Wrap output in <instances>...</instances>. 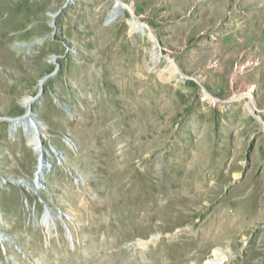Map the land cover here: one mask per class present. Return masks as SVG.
Returning <instances> with one entry per match:
<instances>
[{"label": "rangeland", "instance_id": "obj_1", "mask_svg": "<svg viewBox=\"0 0 264 264\" xmlns=\"http://www.w3.org/2000/svg\"><path fill=\"white\" fill-rule=\"evenodd\" d=\"M37 91L41 137L11 132ZM215 249L264 264V0H0V264Z\"/></svg>", "mask_w": 264, "mask_h": 264}, {"label": "bare ground", "instance_id": "obj_2", "mask_svg": "<svg viewBox=\"0 0 264 264\" xmlns=\"http://www.w3.org/2000/svg\"><path fill=\"white\" fill-rule=\"evenodd\" d=\"M115 7L112 8V11H111V14L112 16H114L116 13H117V9L119 7V5H114ZM111 16V15H110ZM130 27L131 29L133 30H136L138 29V32H143L142 30H140V28H142V25L139 24V22L137 23L136 20H130ZM137 31V30H136ZM133 69H134V66L132 64V67L130 69V72L133 73ZM54 73H47L45 74L44 76L40 77L37 84H38V89L42 86H44L45 82L53 75ZM130 78V77H129ZM132 79H133V75H132ZM145 79V78H144ZM105 81V80H104ZM104 81H103V84H104ZM146 79L145 80H141L139 83L140 84H145L146 83ZM93 82V80H92ZM106 82V81H105ZM133 82V80H132ZM96 84V83H95ZM98 84V83H97ZM100 86V85H99ZM99 90V88H96ZM106 91V90H105ZM104 94V92H103ZM108 94V93H107ZM109 95V94H108ZM107 95V97H108ZM206 95V94H205ZM111 96V95H110ZM41 97V94L40 92L37 91V93L33 96H24L22 101H21V105L22 107L24 108V111H23V114L21 116H17V117H13V118H10L8 119V122L10 124V131L11 132H14V131H17L19 128H22L24 131H30L31 132V135L33 136V138L35 139L36 137H41L42 135V130H44V128L42 127V124L41 123H38L35 121V119L33 118L34 116V113L32 112V105L33 103L37 100V98H40ZM237 97H239L240 99H246L245 100V109L249 112L250 109L252 110V107L250 105V95L248 92H242V93H239L237 95ZM104 98V97H103ZM111 98V97H110ZM207 99H209L210 101H214L211 97L207 96L206 97ZM115 99V98H114ZM120 100V99H119ZM118 101V100H117ZM127 101V100H125ZM105 103V102H104ZM161 103V98L158 96V98L156 99V104L159 105ZM120 104V103H119ZM101 106V105H98V107ZM110 107V106H109ZM90 106H88V109L90 110ZM97 109V108H96ZM104 109V107H103ZM95 110V109H94ZM111 110V109H110ZM104 111V110H103ZM102 111V112H103ZM87 112V111H86ZM89 112V111H88ZM97 112V111H94V113ZM96 114V113H95ZM109 114V113H108ZM107 114V115H108ZM90 115V114H89ZM116 115V114H115ZM102 116V114H101ZM109 116V115H108ZM113 116V115H112ZM89 117V116H88ZM107 117V116H106ZM91 118V117H90ZM96 118V117H95ZM99 119V118H98ZM102 119V118H100ZM105 119V118H104ZM94 119L92 118V121ZM107 120V119H106ZM110 120V119H109ZM113 120V119H112ZM30 121H33L34 122V126H35V130H33L32 128V124ZM90 121V120H89ZM96 121V120H95ZM108 121V120H107ZM106 121V122H107ZM91 123V122H89ZM102 123V122H101ZM93 124V123H92ZM98 124H96L97 126ZM29 133V132H28ZM30 135V134H29ZM39 142V141H38ZM37 143V142H36ZM38 152L37 153V157L35 159V166H34V176L36 175L37 177V180L38 181H42V178L44 176V174L49 170L50 168V163L48 161V153L46 151V148L44 147V145L42 144L41 142V145H40V149L36 150ZM48 156V157H47ZM35 177V178H36ZM106 244V243H105ZM104 245H102L103 247ZM107 246V244H106ZM112 246V245H111ZM105 250V248H104ZM103 250V251H104ZM102 251V249H101ZM221 250H218V249H215L213 250L212 252V255L209 257V259H205V264H223L226 260H227V255L225 253H222L220 252Z\"/></svg>", "mask_w": 264, "mask_h": 264}]
</instances>
